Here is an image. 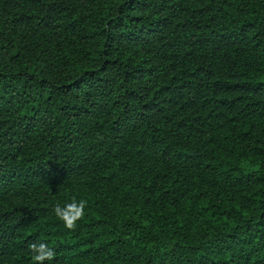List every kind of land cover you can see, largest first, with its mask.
Here are the masks:
<instances>
[{
    "label": "trees",
    "instance_id": "1",
    "mask_svg": "<svg viewBox=\"0 0 264 264\" xmlns=\"http://www.w3.org/2000/svg\"><path fill=\"white\" fill-rule=\"evenodd\" d=\"M39 244L264 264V0H0V264Z\"/></svg>",
    "mask_w": 264,
    "mask_h": 264
},
{
    "label": "clouds",
    "instance_id": "2",
    "mask_svg": "<svg viewBox=\"0 0 264 264\" xmlns=\"http://www.w3.org/2000/svg\"><path fill=\"white\" fill-rule=\"evenodd\" d=\"M56 216L63 222L64 226L68 229H73L76 222L85 215V202L73 201L63 207L57 206L54 209ZM33 260L42 262L45 260L51 261L54 252L44 244L33 245Z\"/></svg>",
    "mask_w": 264,
    "mask_h": 264
}]
</instances>
